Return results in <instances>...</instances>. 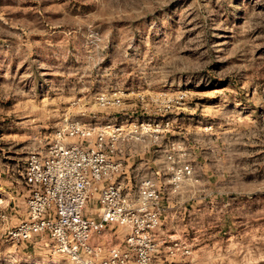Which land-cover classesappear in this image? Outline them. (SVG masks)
I'll use <instances>...</instances> for the list:
<instances>
[{
    "label": "rangeland",
    "instance_id": "obj_1",
    "mask_svg": "<svg viewBox=\"0 0 264 264\" xmlns=\"http://www.w3.org/2000/svg\"><path fill=\"white\" fill-rule=\"evenodd\" d=\"M114 92L122 104L102 107L99 97ZM179 94L180 107L167 110ZM117 112L170 119L167 139L178 143L220 136L235 170L261 162L264 190V0H0V264H71L51 253L46 234L9 238L26 218L22 171L66 118ZM253 139L262 144L255 160ZM173 153L192 163L189 148ZM193 192L186 185L172 197L159 229L162 246L177 241L193 256L160 248L156 263L264 264V211L250 216L260 226H205L196 221L221 220L222 204L208 207ZM126 233L119 226L102 237L120 244Z\"/></svg>",
    "mask_w": 264,
    "mask_h": 264
},
{
    "label": "built area",
    "instance_id": "obj_2",
    "mask_svg": "<svg viewBox=\"0 0 264 264\" xmlns=\"http://www.w3.org/2000/svg\"><path fill=\"white\" fill-rule=\"evenodd\" d=\"M184 99L179 94L167 100L166 109L180 107ZM99 102L109 108L122 98L114 92ZM131 118L128 112L88 121L66 118L48 145L30 151L22 171L29 192L26 218L9 230V238L20 243L46 234L51 253L71 264H157L158 231L169 202L186 185L195 193L200 177L191 162L173 153L181 145L167 139L170 119ZM148 152L155 159L164 153V166L135 165L129 174L131 156ZM119 226L127 229L120 244L102 237ZM180 248L191 253L177 241L169 252Z\"/></svg>",
    "mask_w": 264,
    "mask_h": 264
},
{
    "label": "crops",
    "instance_id": "obj_3",
    "mask_svg": "<svg viewBox=\"0 0 264 264\" xmlns=\"http://www.w3.org/2000/svg\"><path fill=\"white\" fill-rule=\"evenodd\" d=\"M206 139L205 142L182 141L180 145L181 147L184 146V149L189 148L194 153L192 156V164L200 177V182L194 193L196 198L201 197L205 199L208 207V203H213L214 201L221 203L223 218L221 220L199 219L196 222L202 223L205 226L221 224L230 228V230L236 225L260 226L262 219L250 218V216H260L262 211H264V190L259 187L260 183H257L255 180L256 171L261 167V162L259 161L256 164L254 161L252 167L246 164L238 165L235 170L234 166L229 165V159L232 157L233 152L230 151L228 146L223 144L220 136L209 134L206 135ZM251 142H253L251 144L253 148L251 155L255 160L256 157L260 158L262 154V144L260 140L256 139H253ZM226 148L229 150H226ZM244 153L245 151L241 152V155H244ZM138 157L140 158L138 159ZM164 158L165 155L163 153L160 159H155L152 152L141 153V155L134 157L131 156L127 170L129 174H134L135 165L145 169L146 165H149L148 163L164 166ZM141 159L147 160L148 163H144L145 165L143 166ZM133 178L135 179V177ZM235 178L238 180L237 184L233 182ZM171 208L172 201L169 202L168 210ZM207 211L209 213L213 212L212 209H207ZM236 213L237 216L235 217ZM163 238L159 230L158 239L164 243ZM171 244L165 246L160 244V248H162V252L164 251L165 256L166 252H169ZM187 256H193V251Z\"/></svg>",
    "mask_w": 264,
    "mask_h": 264
},
{
    "label": "bare ground",
    "instance_id": "obj_4",
    "mask_svg": "<svg viewBox=\"0 0 264 264\" xmlns=\"http://www.w3.org/2000/svg\"><path fill=\"white\" fill-rule=\"evenodd\" d=\"M236 106V105H235ZM238 106V105H237ZM239 107V106H238Z\"/></svg>",
    "mask_w": 264,
    "mask_h": 264
}]
</instances>
